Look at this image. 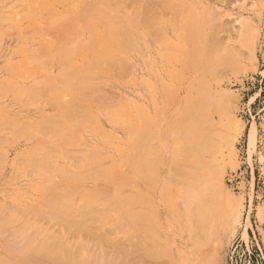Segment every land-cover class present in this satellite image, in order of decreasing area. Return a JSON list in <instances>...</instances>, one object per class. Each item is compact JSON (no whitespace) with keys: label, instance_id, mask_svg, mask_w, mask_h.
Segmentation results:
<instances>
[{"label":"rangeland","instance_id":"374dc122","mask_svg":"<svg viewBox=\"0 0 264 264\" xmlns=\"http://www.w3.org/2000/svg\"><path fill=\"white\" fill-rule=\"evenodd\" d=\"M99 1L102 9L106 4L104 16L97 12L100 5L95 6ZM117 1L0 0V264H83L84 260L86 264H203L190 236L197 223L208 228V246L214 239L222 242L217 264H264V87L259 94L263 83L251 85L252 78L264 76V0ZM112 11L114 17L122 16L118 33L107 31L108 24L103 23L106 16L110 23L116 22ZM105 48L111 54L104 52V61L97 63L95 54ZM248 52L253 53L252 62L239 64ZM90 59L92 65H83L87 77L81 78L86 82L78 87L82 82L78 79L76 89H70V84V91L63 90L66 71ZM76 72L71 74L74 78ZM73 77L71 83H75ZM223 92L229 101L220 97ZM73 95L84 99L74 102L88 106L92 118L83 119L84 124L78 121L80 117H76L78 124L72 121L70 115L76 110L70 106L69 122L76 123L69 124L64 114L67 109L63 107ZM54 113L57 120L65 116L61 124L69 128L65 138L49 134L48 125L42 128ZM226 114L233 121L226 126L237 122L241 128L233 133L232 144L220 140L230 129L221 125L229 118ZM41 129L48 130L49 135L42 131L47 138ZM199 138L205 139L201 146ZM217 144L232 146L224 151L222 162L217 161L219 166L224 162L218 180L242 204L226 238L220 236L223 220L219 212L206 214L212 207L207 203L215 204L221 196L205 179L220 159L217 150L222 148ZM43 152L48 153L44 158ZM40 158L46 159L44 164ZM107 161L115 170L103 164ZM46 162L53 168L48 178L55 180L64 173L68 177L55 184L51 179L55 189L50 178L41 176L45 170L48 173ZM101 164L107 174L112 173L107 175L111 182L96 170L103 169ZM197 175L204 178L198 182ZM42 177L56 194L51 207L58 200L61 209L69 203L63 208L66 215L74 209L70 213L73 220L64 217L71 225L64 227L63 220L60 223L53 217V208L45 216L48 206L39 201L45 195L40 191L44 190ZM196 184L202 186L200 190ZM195 187V193L188 192ZM60 188L77 191L69 199L70 191L66 189V194L64 189L65 199L57 194ZM91 193L95 195L90 197ZM110 195L113 199L117 195V204L110 203ZM61 198L69 202L61 206ZM196 206L200 212L195 214ZM40 207L45 210L43 215L38 213ZM32 230V242L29 238L24 244L26 233ZM47 234L50 238L45 240ZM52 243L61 251L52 254L56 261L39 248L47 244L52 249ZM74 245L80 254L74 252Z\"/></svg>","mask_w":264,"mask_h":264},{"label":"bare ground","instance_id":"6f19581e","mask_svg":"<svg viewBox=\"0 0 264 264\" xmlns=\"http://www.w3.org/2000/svg\"><path fill=\"white\" fill-rule=\"evenodd\" d=\"M106 1H107V0H106ZM111 1H113V0H111ZM116 1H117V0H116ZM130 1L133 2L132 0H130ZM139 1H140V0H139ZM162 1H164V0H162ZM101 2H103V1H101ZM104 2H105V1H104ZM117 2H119V1H117ZM149 2H150V1H149ZM99 3H100V1H99L98 4H96V5L93 4V3H91V4H93V5L97 6V7L100 5L99 7L101 8V7H102L101 5H103V4H99ZM134 3H136V2H134ZM143 3H145V2L143 1ZM157 3H158V2H157ZM157 3H156V4H157ZM163 3H164V2H163ZM115 4H116V3H115ZM120 4H121V3H120ZM129 4H130V3H129ZM136 4H137V3H136ZM140 4H141V3H140ZM105 5H106V4H105ZM105 5H104V8H105ZM110 5H111V4H110ZM146 5H147V4H146ZM148 5H151V4H148ZM95 6H93V7H95ZM111 6H112V5H111ZM125 6L128 7L127 4H125L124 7H125ZM144 6H145V5H144ZM152 6H153V5H152ZM163 6H164V4H163ZM99 7L97 8L98 10L96 9L97 12H99V13L101 12V13H102V16H104L105 14H107V9H106V12H105L104 8H103V9L101 8V11H100ZM108 7H110V6L108 5ZM113 7H114V6H113ZM115 7H116V6H115ZM121 7H122V6H121ZM126 7H125V8H126ZM153 7H154V6H153ZM116 8H117V7H116ZM122 8H123V7H122ZM154 8H155V7H154ZM89 9H90V8H89ZM93 9H94V8H92L91 12L93 11L92 13L96 14L97 12H94ZM110 9H111V8H110ZM113 9H114V8H113ZM145 9H147V8H145ZM111 10H112V9H111ZM123 10H124V8H123ZM138 10H139V9H138ZM147 10H149V9H147ZM150 10H151V8H150ZM150 10H149V11H150ZM113 11H114V10H113ZM113 11H112L111 16H113V18H112L113 21H114V22L116 21V22H115L114 24L110 23V22H109V20H110V19H109L110 16L108 17V19H109L108 21L106 20V19H107V16H106V17H105L106 19L103 17V18L106 20V21L104 20L103 23L106 22V24H105L106 26H107V24H108L107 31H108V29H109V30L112 29V30H116V32L118 33V31H119V30H118V29H119V25H122V23H121L122 20H120L122 16L118 17L119 14L117 13L118 16H117V14H116L115 17H114ZM115 11H116V10H115ZM134 11H135V9H134ZM149 11L147 12L148 14H150V13L153 14V12H149ZM141 12H142V11H141ZM145 12H146V11H145ZM88 13H89V15H90V11H89ZM99 13H98V14H99ZM101 13H100V14H101ZM114 13H116V12H114ZM135 13H136V12H135ZM135 13L133 14V15H134V18H135ZM128 14H129V13H128ZM130 14H132V13H130ZM130 14H129V16L131 17ZM145 14H146V13H145ZM157 14H158V13H156V14L154 13L153 15H157ZM123 15H124V14H123ZM150 15H151V14H150ZM100 16H101V15H100ZM136 16H137V18H138V14H137ZM148 16H149V15H148ZM139 17H140V16H139ZM143 17H144V16H143ZM143 17H142V19L144 20ZM145 17H146V20H147V15H145ZM154 17H156V16H154ZM124 18H125V16H124L122 19L124 20ZM131 18H132V17H131ZM131 18H130V19H131ZM140 18H141V17H140ZM140 18H139V20H140ZM3 19H4V18H3ZM114 19H115V20H114ZM126 19H127V18H126ZM132 19H133V18H132ZM149 19H150V16H149ZM151 19H152V18H151ZM151 19H150V20H151ZM102 20H103V19H102ZM119 20H120V21H119ZM143 20H140V22H141V21L143 22ZM150 20H149V21H150ZM124 21H125V20H124ZM124 21H123V22H124ZM144 21H145V20H144ZM146 22H147V21H145L144 23H146ZM119 23H120V24H119ZM123 24H124V23H123ZM125 24H126V23H125ZM110 31H111V30H110ZM111 32H112V31H111ZM113 32H114V31H113ZM107 33H108V32H107ZM104 52H105L107 55H110V54H111L110 50H106V48H105V50L102 49V50H101L100 52H98V53L95 52V53L97 54V55L95 54V58H96V59H94V58H92V59L97 60V61H98L97 63H101V62H103L104 60L102 61V59L105 58V57L107 56L106 54H104ZM93 53H94V52H93ZM108 53H109V54H108ZM92 56H93V55H92ZM92 59H90V60H85V61H83L84 63H83V62H82L81 64L79 63L76 67H74L75 69L72 68L71 70L66 71V72L69 74V75L67 74L68 76H67V75L64 76V75L66 74V72L63 70V72H64V75H63V76H64L65 78H67L66 81H68V82H66V81H65V78L62 77V80H64V81L62 82V83H63V85H62V89L64 88L63 90L66 91V89H67L68 91H70V89H76V88H74V87H76V85H75V84H76V81H79L80 79H81L80 82L82 81L83 83H82V82H81V83L78 82V87L80 86V84L82 85V84H84V82H86V80H84V79L82 80V78H83V77L85 78V76L87 75V74H86V75L84 76V74H83L84 72H82V71H84V69L86 68V67L83 68V65H84V64H85V66H86V64H87V65H92V64L94 63V60H92ZM91 60H92V61H91ZM252 60H253V53L248 52V54L245 56V58H244V59H241V60L239 61V64H241V65H247V64L251 63ZM90 61L93 62V63H91ZM87 62H88L89 64H88ZM97 63H96V64H97ZM72 70H73V72L70 73V71H72ZM75 71H77V72H76V77H77V78H74V77H73V76L75 75V74H74ZM85 73H87V72H85ZM62 74H63V73H62ZM71 74H74V75H71ZM81 74H82V75H81ZM82 76H83V77H82ZM70 77H73V80H75V83H73V82L71 83V81L69 80ZM81 77H82V78H81ZM86 77H87V76H86ZM78 79H79V80H78ZM86 79H87V78H86ZM65 82H66V83H65ZM69 82H70V83H69ZM64 83H65V84H64ZM46 84H47V83H46ZM46 84H45V86H48V84H47V85H46ZM70 84L72 85V88L68 89V87L70 86ZM73 84H74V85H73ZM88 84H90V83L88 82ZM65 87H66V88H65ZM45 88H46V87H45ZM224 91H225V90H224ZM220 92H221V91H220ZM223 93H224V92H223ZM223 93H219V94L217 93V94L220 95V94H223ZM80 94H81V93H80ZM80 94H79V95H80ZM74 97H75V96L73 95L72 101H71L70 103H73L74 101H77V100H80V101L83 100V101H84L83 98L80 99L81 97H80V98H79V97H75L76 100L74 99ZM220 97H222V98L225 97V101H226V100L229 101V97H228L225 93L223 94V96H220ZM222 98H221V99H222ZM80 101H79V102H80ZM225 101H224V104H225ZM228 101H227V102H228ZM79 102H78V103H77V102H74V103H73V104H76V105H73V104L71 105L70 103H69V105L67 104V105H65V106L62 105V104H60V103L58 104L59 107L62 108V106H64L63 109L66 108V109L68 110V111H67V110H64V111L67 113V114H66V113L64 112L65 116H66V115L68 116V117L66 118V119H68V122H69V119L71 120V117H72V121H76V120H78V118H76V117H80L79 120H78L80 123H83V119L86 120V121H88L89 119L92 118V117L89 118L90 115H89V114L87 113V111H86V110H88V109H86V106H87V105H86V106H83V105L79 104ZM77 104H78V105H77ZM85 104H86V103H85ZM80 105H81V106H80ZM68 106H70L71 109H74V112H75V110H76V112L78 111V113L75 112L76 114H75V113L72 114L73 116H75V118H74L72 115H70V114H71V113H70V110H71V109H70V107H69V109H68ZM82 106L85 107V109H84L85 111L82 110V109H83ZM76 107H78V108H76ZM87 108H88V106H87ZM80 110H81V111H80ZM224 111H225V110H224ZM68 112H69V113H68ZM81 112H83L84 114L81 113ZM85 112H86V113H85ZM90 112H91V111H90ZM68 114H69L71 117H70ZM78 115H79V116H78ZM83 115H84V116H83ZM65 116H63V117H65ZM87 116H88V117H87ZM225 116H229V118H228V119L225 118L226 123H225V122L221 123L222 126H223V124H225V125L223 126V128L226 126L227 123L230 124V123L233 122V121H232V118L230 117V115H227V114H226ZM59 117H61V116H59ZM59 117H58V118H59ZM63 117H62L61 119L59 118V120H57V117H55V113H54V115L50 118V120L47 121V123H45V124H42V123H41V124H42V128H46V127H47L46 125H48L47 128H50V130H51V131L49 132V134L51 133L53 136H57V137L60 136L59 138H61V136L64 137V135H65L64 132H67V131L69 130V128L66 127L65 125H64V126L61 125V124H63V123H62V121H63V120H62ZM69 117H70V118H69ZM81 117H82V118H81ZM85 117H86V119H85ZM87 118H88V120H87ZM74 119H75V120H74ZM80 119H82V120H80ZM226 119H227V120H226ZM230 119H231V120H230ZM223 120H224V119H223ZM229 120H230V122H228ZM78 121H76L77 124H78ZM220 121H221V118H220ZM60 122H61V123H60ZM63 122H64V121H63ZM76 122H72V123L74 124V123H76ZM210 122H211V121H210ZM72 123H71V121L69 122V124L73 125ZM83 124H84V123H83ZM228 124H227V125H228ZM235 124H236L235 126H234L233 124H232V126L230 125L229 127L226 126V129H229V128H230L229 130H227V131H228V132H227L228 134H227L226 137L224 136V138H221V139H220V137H219V139L221 140V142L223 141L224 144H225V142H228V141L230 142V139L233 140L232 138L234 137V134H233L234 132H235V134H238L239 132H241V128L237 125V122H236ZM75 125H76V124H75ZM210 126H211V124H210ZM212 126H213V125H212ZM219 126H220V124H219ZM76 127H77V126H76ZM79 127H80V126H79ZM206 127H208V126H206ZM63 128H64V129H63ZM67 129H68V130H67ZM208 129H209V128H208ZM212 129H213V128H212ZM233 129H234V131H233ZM63 130H65V131H63ZM70 130H71V129H70ZM77 130H78V129H77ZM214 130H215V129H214ZM214 130H213V132H214ZM42 131H44V130L41 129V132H40L41 134L43 133ZM47 131H48V130H45V131H44V134L49 135ZM215 131L218 132V130H215ZM45 132H46V133H45ZM71 132H72V130H71ZM74 132H76V131H74ZM201 132H202V130H201ZM208 132H209V131H208ZM202 133H203V132H202ZM205 133H206V132H205ZM198 134H199V132H197V135H198ZM210 134H211V133H209L208 135H210ZM211 135H212V134H211ZM211 135H210V136H211ZM222 135H226V134H225V133H224V134L222 133ZM42 136H43V138H47V137H44L43 134H42ZM195 136H196V135H195ZM205 136H207V135L205 134ZM199 137H201V136H199ZM50 138H51V137H50ZM54 138H55V137H54ZM64 138H65V137H64ZM192 138H193V137H192ZM197 138H198V137H197ZM201 138H202V137H201ZM203 138H204V137H203ZM234 138H235V137H234ZM61 139H62V138H61ZM204 140H205V139H204ZM204 140H203V141H204ZM206 140H207V139H206ZM197 141H198V139H197ZM201 141H202V140H201ZM201 141H200V138H199V141H198V143H197L198 145H199V143H200L199 146H201L202 143H203V141H202V142H201ZM193 142H194V141H193ZM207 142L210 144V141H206L205 143H207ZM212 142H213V141H212ZM232 142H233V141H232ZM232 142H230V144H232ZM208 143H207V144H208ZM193 144H194V143H193ZM207 144H205V146H206ZM190 145L192 146V144H190ZM190 145H189V146H190ZM227 145H229V144H227ZM227 145H226V146H227ZM193 146H194V145H193ZM195 146H196V144H195ZM203 146H204V144H203ZM203 146H202V147H203ZM209 146H210V145H209ZM217 146H218V147L220 146V148H222L221 150H219V149L217 150V149H216V150L219 151L220 154H221V155H220V159L217 158V160H215L216 162L211 166L212 168L209 170V172H208V174H207L208 178L206 177L205 179L207 180L206 182H209L210 184L213 185V187H214V189H215L216 191H219V192L221 193V194H220L221 196H220V199H219L218 195L215 196L216 198L218 197V199H219L218 201H215V204H214V203H213V204H211V203H207L208 206L211 205L212 207H211V210H210V208H208L209 211H208V213H206V214H207L208 216H209V215L211 216V215H213V214L219 212V214L221 215L222 220H223V221H222V226H221V229H220V236H223V238H226V237L228 236L229 232H231V230L233 231V223L235 224V222L237 221V217H238L237 212H238V209L241 207L242 204H241V202L238 201L237 199H234V198L232 197V195H230V194L225 190L226 188L224 189V187L222 186L221 182L218 180V179H219V176L221 175V170H220V169H222L221 166L224 165V162L221 163V164H223V165L219 166L220 164L218 165L217 161L220 160V161L222 162L221 159H223V157H224V156H223V154L225 153L224 151H225L226 149H228V147H229L228 150H230L232 146L229 145V146L226 147V148L224 147V145L221 147L220 144H217ZM202 147H201V148H202ZM194 148H195V147H194ZM196 148L198 149L197 146H196ZM205 148H206V147H205ZM213 149H215V148H213ZM228 150H227V151H228ZM47 151H48V150L46 149L44 152H47ZM44 152L42 153V157H43V158H44L43 155L48 154V153H44ZM195 152H196V150H195ZM197 152H198V151H197ZM197 152H196V153H197ZM230 153L232 154V152H229V155H228V154H227V155H228V156H231ZM218 154H219V153H218ZM215 155H216V153H215L214 155L212 154V156H215ZM46 156H49V155H46ZM94 157H95V155H94ZM94 157H93V155H92V158H94ZM98 157H99V156H98ZM226 157H227V156H226ZM43 158H42V159L40 158L41 164H44L43 161L46 160V159L43 160ZM198 158H199V154H198ZM99 159H100V158H99ZM104 159H105V158H104ZM203 159H204V158H203ZM210 159H211V158H210ZM210 159H208V160H210ZM230 159H231V158H230ZM93 160H94V159H93ZM96 160H97V158H96ZM96 160H95V162H94V161H93V162H94L95 164L99 165L98 163H96ZM198 160H199V159H198ZM204 160H205V159H204ZM47 161H48V157H47ZM110 161H111V159H110ZM110 161H109V163H108V161H107V163H103V164L106 165L107 167H110V166H111V165H110ZM48 162H49V161H48ZM48 162L45 163V164L49 167V169H47V170H48V173L45 174V172H47V171L45 170V172L42 171L41 174H42L43 172H44V173H43L42 175H41V174H40V175L43 176V177H45L46 179H49V178H50V179H49V183L52 185L51 188H54L55 185H53L52 182L54 181V184H55L56 182H60V181H59L60 178L66 177V176H65L66 173H64L65 171L62 170V173H64V174H63V177H62V176H58V177L56 178L57 181H56V179L54 180L55 177H54V178H51V177L48 178V176L51 175V174H50V175H48V174L52 172V170H51V172L49 171V170L52 168V166H50V164L48 165ZM51 162H53V161H51ZM61 162H63V161H61ZM69 162H70V161H69ZM83 162H84V161H83ZM111 162H113V161H111ZM202 162H203V160H202ZM218 162H219V161H218ZM86 163H87V162H86ZM101 163H102V162H101ZM115 163H116V162H115ZM115 163L113 162V165H114ZM66 164H67V162H66ZM74 164H75V163H74ZM95 164H92V165H95ZM103 164H101V166H100L99 168L103 167V166H104ZM107 164H108L109 166H108ZM199 164H200V163H199ZM54 165H55V164H54ZM63 165H64V164H63ZM69 165H70V164H69ZM69 165H67V166H69ZM115 165L118 167L117 164H115ZM115 165H114V166H115ZM42 166H43V165H42ZM44 166H45V165H44ZM67 166H66V168H67ZM106 166L103 167V169H104L105 171H104L103 169L100 170V169H97V168H96V170H98V173H103V172H104V174H103L104 177H105V176H106V177L110 176V175H108V174H111V175H112V173H111L110 171H109V172L107 171L108 174L106 173V169H107ZM114 166H111V167L108 168V169H109V170H115L114 168H112V167H114ZM50 167H51V168H50ZM74 167H75V168H76V167L78 168L77 163H76V166H74ZM94 167H96V166H94ZM94 167H92V168H93V171H94ZM105 167H106V169H105ZM45 168H46V167H45ZM68 168H69V167H68ZM83 168H85V166H83ZM52 169H53V168H52ZM61 169H63V168H61ZM88 169H90V168L87 167L86 170H88ZM108 169H107V170H108ZM223 169H224V168H223ZM79 170H81V169H79ZM96 170H95L94 172H93V171H91V172L95 173V172H97ZM99 170H100V172H99ZM116 170H117V169H116ZM197 170H198V169H197ZM63 171H64V172H63ZM82 171H83V170H82ZM82 171H81V173H83ZM88 171H89V173H90V170H88ZM223 171H224V170H223ZM67 172H68V174L70 173L68 170H67ZM196 172H197V171H196ZM196 172H194V174H195ZM198 172H199V171H198ZM198 172H197V173H198ZM44 174H45V175H44ZM59 174L61 175V172H60ZM59 174H58V175H59ZM70 174H74V175H75V173H70ZM70 174H69V175H70ZM83 174H84V173H83ZM105 174H106V175H105ZM199 174H200V172H199ZM40 175L38 174V176H40ZM46 175H48V176H46ZM74 175H73V176H74ZM79 175H80V173L77 174V176H79ZM107 175H108V176H107ZM195 175H196V174H195ZM55 176H56V174H55ZM100 176H101V175H99L98 177H100ZM112 176H113V175H112ZM112 176H111V177H112ZM199 176H200V175H199ZM43 177H42V180H41L43 183L40 181L41 184H42L43 186H42L41 184H40V185L44 188L45 191H44L43 189H42V190L40 189V191L45 192V193H42V192H40V193H42V195H43V194H45V195L42 196V197H41V195H40V198H42V200H43L44 198L47 199V200H43V201H42L41 199H39V201H40V204L42 203L41 205L45 206L44 204H46L45 207H47V206H48V207H47V209H45L46 211H45L44 209L41 210V207H40L41 212H38V213H40L41 215H43V214H44V211H45V216H49L48 214L51 213V212L53 211V210H52V208H53V209H54V211L52 212V214H54L53 217H55V215H56V217L58 218V221H59L60 223H62V220L64 221L66 218H69V219L73 220L74 218H72V217L70 218V216L72 215V214H70V213H71L74 209H73V210H70V211H69L70 213H67V215L69 216V217H68V216L65 214V213H66L65 211H67V210H65V209H63V208H67V206L69 207V203L67 204V206H64V205H66L67 202H69V200H65V199H66V198H65V197H66L65 195L67 194V190H68V192L70 191L68 194H70V193H71V194H74V193L77 191V189H71V188H70V189H69V188L67 189V188H64L65 190L67 189L66 191H64L66 194L61 193V192L64 190L63 188H60V189L56 190V191H58V193H57L58 195H60V193H61V195H62V194L64 195L63 198H65V199H64L65 201L63 200V198H61L62 201L60 200V205H61V206H64V207H62V209L64 210V212H62V209L58 206V200H57V202H55V203H56V204H55L56 207H54V206L51 207V206L53 205V202H54V199H53L52 196H53V194H55V191H54L55 188H54V189H51V188H49V186L47 185V186H48V189H50V190H49V193H48V189H45L47 186L44 185V183H45L44 180H46V179H44ZM52 177H53V176H52ZM101 177H103V176H101ZM201 177L204 178L203 175H202ZM201 177H199V178H201ZM58 178H59V179H58ZM66 178H68V177H66ZM71 178H73V177L71 176ZM91 178H92V176H91ZM95 178H97V176H96ZM195 178H196V177H195ZM199 178H198V175H197L196 181L198 180V182H200V181H199ZM51 179H53V180H51ZM205 179H204V180H205ZM50 180H51L52 182H50ZM75 180H76V179H75ZM84 180H85V179H84ZM106 180H108L109 182L112 181V179L109 180V177H108V179H106ZM106 180L104 179V181H106ZM193 180H194V179H193ZM200 180H201V179H200ZM46 181H48V180H46ZM100 181H101V180H100ZM201 181H202V180H201ZM88 183H89V182H88ZM194 183H195V182H194ZM196 183H197V182H196ZM46 184H47V183H46ZM50 184H49V185H50ZM69 184H70V183H69ZM51 185H50V186H51ZM187 185H188V184H187ZM187 185H186V186H187ZM190 185H191V183H190ZM190 185H189L188 187H190ZM44 186H45V187H44ZM42 187H41V188H42ZM191 187H192V185H191ZM193 187H194V186H193ZM196 187H197V184H196ZM196 187H195V189H196ZM201 187H202V186H201ZM201 187L198 186L197 189H199V188H201ZM61 189H62V190H61ZM186 189H187V188H186ZM188 189H189L188 192L192 191V193H193V192L195 193V192L197 191V189L194 190V188H193L194 191L191 190L190 188H188ZM188 189H187V190H188ZM52 190H53V191H52ZM199 190H200V189H199ZM59 191H60V192H59ZM72 192H73V193H72ZM102 192H105V191H102ZM102 192H101V193H102ZM51 193H52V194H51ZM87 193H88V192H87ZM87 193H86V194H87ZM97 193H98V192H97ZM217 193H218V192H216V194H217ZM68 194H67V196L70 197L69 199H71V197H72L71 194H70V196H69ZM115 194H116V193H115ZM197 194H198V192L195 194V196H196ZM47 195H49V196L47 197ZM61 195H60V196H61ZM92 195H95V193H93V194L91 193V194H90V197H91ZM45 196H46V197H45ZM50 196H51V197H50ZM103 196H104V194H103ZM193 196H194V195H193ZM61 197H62V196H61ZM77 197H79V196H77ZM88 197H89V196H88ZM94 197L99 198L98 196H94ZM104 197H105V196H104ZM115 197H116V198L113 199V198H112V195H110V198L112 199V201H111L110 203L113 202V204H115V203L117 202V201H116V200H117V195H116ZM51 198H52V199H51ZM100 198H101V197H100ZM195 198H197V197H195ZM55 199H56V194H55ZM85 199H86V198H85ZM103 199H104V198H103ZM106 199H107V197H106ZM81 200H82V199H81ZM109 200H110V199H109ZM45 201H46V202H45ZM55 201H56V200H55ZM101 201H102V200H101ZM114 201H115V203H114ZM196 201H198V200H196ZM199 201H200V200H199ZM63 202H66V203L64 204ZM81 202H82V201H81ZM94 203H95V202H94ZM94 203H93V204H94ZM108 203H109V201H108ZM191 203L193 204V203H195V202H191ZM196 203H197V202H196ZM199 203H200V202H199ZM202 203H203V202H202ZM47 204H48V205H47ZM51 204H52V205H51ZM62 204H63V205H62ZM73 204H74V203H73ZM116 204H117V203H116ZM49 205H50V206H49ZM71 205H72V204H71ZM196 205H197V204H196ZM199 205H200V204H199ZM204 205H205V203H203V206H204ZM57 207H58V209H56V210H58V211L55 210V208H57ZM186 207H187V205H186ZM186 207H185V208H186ZM193 207H194V206H193ZM196 207H197V206H196ZM200 207H201V206H200ZM37 208H38V209H36V210H39V207H38V206H37ZM59 208H60V209H59ZM72 208H73V207H72ZM75 208H76V207H75ZM88 208H89V206L87 207V210H90V208H89V209H88ZM182 208H183V207H182ZM190 208H191V207H190ZM48 209H50L51 211H49ZM70 209H71V208H70ZM77 209H78V208H77ZM77 209H76V210H77ZM205 209H206V208H205ZM59 210H61V211H59ZM186 210H187V209H186ZM186 210L184 209L183 211L186 212ZM193 210H194V208H193ZM193 210H192V211H193ZM200 210H201V209H200ZM47 211H49V212H47ZM85 211H86V210H85ZM194 211H195V214H196V211H197L198 213L200 212V211L198 210V207H197V209H195ZM205 211H206V210H205ZM46 212H47V214H46ZM67 212H68V211H67ZM139 212L141 213L140 208H139ZM203 212H204V210L202 211V213H203ZM206 212H207V211H206ZM42 213H43V214H42ZM58 213H59V214H58ZM60 213H61V216H62V213H63V217L60 216ZM187 213H190L189 210L186 212V214H187ZM191 213H192V212H191ZM191 213H190V214H191ZM204 213H205V212H204ZM52 214H50V217H51ZM64 215H65V216H64ZM116 215H117V214H116ZM207 215H206V216H207ZM236 215H237V217H236ZM92 216L94 217L95 215H92ZM64 217H65V219H64ZM214 217H215V216H214ZM59 218H61V219H60L61 221L59 220ZM62 218H63V219H62ZM205 218H206V217H205ZM207 218H208V217H207ZM69 219H68V220H69ZM27 221H29V220H26V222H27ZM66 221H67V220H66ZM66 221H64L65 223H64V222L62 223L63 226H64V225H66V226L68 225L67 223H69V222H66ZM71 222H72V221H70V223H71ZM70 223H69V224H70ZM35 224H37V223H35ZM70 225H71V224H70ZM193 225H194V224H193ZM31 226H33V225L31 224ZM41 226H42V225H41ZM64 227H65V226H64ZM28 228H29V226H28ZM28 228H27V226H26V228L24 227V228L22 229L21 232H24L23 230H24V229L26 230V229H28ZM36 228H37V227H36ZM61 228H62V226H61ZM47 229H48V228H47ZM47 229H46V230H47ZM62 229H63V228H62ZM190 229H191V228H190ZM39 230H40V229H39ZM58 230H60V228L57 229V231H58ZM33 231H35V230H32V232H31L33 235H32L31 233H30V234L26 233V234H27V237H26L24 240L22 239V240L24 241V242H23L24 244L27 243V240H28L30 237L32 238V237L34 236V232H33ZM62 231H63V230H62ZM65 231H66V230H65ZM191 231H192V232H191L192 235L190 234V236L193 237V240H194L193 242L195 243L194 245L197 247V250H199V252H200L201 258H202V260H203V264H217V262H218L219 259H220L219 256L223 253L222 242H220V240L214 239V243H212L211 246H210V245L208 246V244H206V242H205V241H206V237H207V233H208V228H207L205 225H201V223H197V224L195 225V227H193V230H191ZM36 232H37V234H38L39 231H36ZM44 232H46V231H44ZM51 232H52V231H51ZM40 233H42V231H41ZM52 233H53V232H52ZM52 233H51V234H52ZM58 233H60V232L58 231ZM26 234H23V236H25ZM37 234H36L35 238L37 237ZM44 234H46V233H44ZM44 234H43V235H44ZM53 234H54V233H53ZM53 234H52V235H53ZM63 234H64V231H63ZM30 235H31V236H30ZM47 235H48V234H47ZM57 235H58V237H57L56 241L58 240V242H59L60 239H58V238H60V234H57ZM48 236H49V237H48ZM48 236L46 237L45 240H48L47 238H50V234H49ZM42 237H43V236H42ZM139 237H140V236H139ZM31 238H30V240H31V242H32V239H31ZM39 238H40V237H39ZM53 239H54V238H53ZM53 239H52V240H53ZM66 239H68V238H66ZM25 240H26V241H25ZM30 240H29V242H28L29 244H30ZM37 240H38V239H37ZM37 240L35 241V243L38 242ZM45 240L42 242V244H44ZM52 240H51V241H52ZM64 240H65V239H64ZM64 240H63V241H64ZM141 240H142V239H141ZM51 241H50V242H51ZM56 241L54 242V244H55L56 247H57ZM66 241H67V240H66ZM68 241H69V239H68ZM58 242H57V243H58ZM71 242H72V241H71ZM37 244H38V243H37ZM37 244H36V245H37ZM52 244H53V243H52ZM52 244H50V245H52ZM54 244L52 245V246H53L52 249H54ZM63 244H64V242H63ZM70 244H71V243H70ZM72 244H73V243H72ZM27 245H28V244H27ZM27 245H26V246H27ZM34 245H35V244H34ZM36 245H35V246H36ZM46 245H47V244H46ZM46 245H45L44 247H43V246L41 247V244H40L39 248L41 249V253H44V252L47 253V254L52 258L53 261H56L57 259L54 258V257L56 256L57 252H59V253L61 254V251H59L58 249H57L58 251L55 250V249L52 250L51 247H47V246L49 245V242H48V245H47V246H46ZM65 245H67V244H65ZM82 245H83V243H82ZM23 246H25V245H23ZM35 246H34V249L37 250V249H38V246L36 247L37 249L35 248ZM69 246H70V245H69ZM79 246H80V244H79ZM206 246H208V247H206ZM65 247H67V246H64V250H65ZM70 247H71V246H70ZM30 248H31V247H30ZM58 248H60V246H59ZM27 249H28V248H27ZM73 249H74V252L78 250L77 253L80 251V250H79V247H78V248L76 247V249H75V245H74V248H73ZM84 249H85V248H84ZM60 250H61V249H60ZM81 250H82V249H81ZM37 251H38V250H37ZM43 251H44V252H43ZM62 251H63V248H62ZM55 252H56V253H55ZM74 252H72V253L74 254ZM39 253H40V252H39ZM39 253H38V254L36 253V255H38V256L43 255V254L39 255ZM53 253H54V254H53ZM63 253H64V252H63ZM52 254L55 255V256H53ZM60 254L58 255V258H59V256H60ZM66 254H67V253H66ZM78 254H80V252H79ZM74 255H75V254H74ZM204 255H206L205 259L203 258ZM43 256H44V255H43ZM41 257H42V256H41ZM61 257H62V256H61ZM61 257H60V258H61ZM81 257H82V256H81ZM218 257H219V258H218ZM66 258H67V260L70 259L69 256H66ZM66 258H65V259H66ZM72 258H73V257H72ZM78 258H79V255H78ZM44 259H45V258H44ZM46 259H47V258H46ZM62 259H63V258H62ZM62 259H61V260H62ZM84 259H85V258H83V260H84ZM48 260H50V259H48ZM74 260H76V262H78L76 258H75ZM79 260H80V259H79ZM92 260H93V259H92ZM92 260H91V258H90V261H92ZM140 260H141V259H140ZM142 260H144V259H142ZM41 261H42V260H41ZM43 261H44V260H43ZM90 261H89V262H90ZM44 262H45V261H44ZM48 262H49V261H48ZM82 262H83V261H82ZM82 262H81V263H82ZM139 262H140V261H139ZM59 263L61 264V262H59ZM47 264H48V263H47ZM49 264H50V263H49ZM83 264H86V263H85V260H84V263H83ZM90 264H92V263L90 262ZM94 264H95V263H94ZM140 264H141V263H140ZM143 264H144V263H143ZM148 264H149V263H148Z\"/></svg>","mask_w":264,"mask_h":264},{"label":"built area","instance_id":"2783aa9c","mask_svg":"<svg viewBox=\"0 0 264 264\" xmlns=\"http://www.w3.org/2000/svg\"><path fill=\"white\" fill-rule=\"evenodd\" d=\"M256 77H257V76H256ZM251 80H252V81H251V85H253L254 83H255V84L262 85V83H263V86H260V87L258 88V92H259V94H260L262 88L264 87V76H263V75H260V79H258V78H252ZM248 84H249V82H248ZM263 92H264V91H263ZM247 111H248V109H247ZM246 145H247V143H246ZM246 149H247V146L245 147V151H246Z\"/></svg>","mask_w":264,"mask_h":264}]
</instances>
